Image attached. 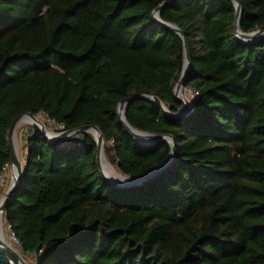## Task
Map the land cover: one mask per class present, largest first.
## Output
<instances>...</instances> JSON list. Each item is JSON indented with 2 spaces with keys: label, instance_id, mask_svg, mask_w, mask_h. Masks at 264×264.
Segmentation results:
<instances>
[{
  "label": "trees",
  "instance_id": "1",
  "mask_svg": "<svg viewBox=\"0 0 264 264\" xmlns=\"http://www.w3.org/2000/svg\"><path fill=\"white\" fill-rule=\"evenodd\" d=\"M168 0H0V174L18 115L45 113L60 130L96 124L124 175L161 165L167 141L141 143L120 120L134 92L172 113L184 70L182 37L157 20ZM241 29L264 28V0H239ZM161 19L184 29L194 113L176 119L139 97L126 118L170 133L175 164L138 187L101 173L93 132L27 137L21 184L4 216L33 264H264V36H237L233 0H173ZM0 264H11L0 247Z\"/></svg>",
  "mask_w": 264,
  "mask_h": 264
},
{
  "label": "water",
  "instance_id": "2",
  "mask_svg": "<svg viewBox=\"0 0 264 264\" xmlns=\"http://www.w3.org/2000/svg\"><path fill=\"white\" fill-rule=\"evenodd\" d=\"M173 0H168L165 3H162L161 5L158 6V8L155 10V15L157 20L160 21L161 24L166 26L167 28H170L172 31L178 33L184 42L185 45V54H184V61H185V66L184 70L180 76V79L178 83L176 84V87L174 89L175 95L178 96V98L183 102L182 108L179 110L177 113H172L169 111L168 107L166 104L163 102L162 98L155 94L151 93L148 91H143V92H134L130 95L127 96V98H124L118 105L117 107V113H119L120 120L124 124L126 130L139 142L145 144V143H156V142H161V141H167L171 146V152L168 155V157L162 162L161 165L152 167L150 169H147L146 172L139 174V175H126L129 177L128 182L124 183H119L114 180H110L104 170H103V164H102V159L103 156L106 157L105 154V147H104V135L103 131L100 129V127L96 124H85V125H80L77 128L74 129H65L61 130L60 133H50L48 132L47 128L45 125L42 124L40 119L38 118V115H35L32 111L27 110V112L22 113L18 115V117L13 121L11 124V128L9 130V146L11 149V163L10 165L12 166V172H13V180L10 188L8 191L0 198V203H1V210L4 212L8 202L10 201V198L13 196L15 193L17 187L21 184V180L23 177V172H24V166L22 164V160L20 159L19 155L16 152V149H14L13 145V135H14V130L18 124V122L22 119V117L25 116H30L34 119V124L39 127L42 132H45L46 136L51 139L52 141H61L63 139L77 136L78 134H81L83 132H93L96 135L97 139V145H98V164L100 165L101 173L105 177L106 180H108L112 185H115L117 187H122V188H129V187H138V186H143L146 185V183L152 182L157 180L164 174L168 169H170L176 161L177 157V150H178V145L176 144L175 136L170 133H156V132H151L147 130H141L135 128L128 119L126 118V110L128 105L130 104L131 101H133L136 98L139 97H146L153 102H155L159 107H163L165 112L171 114L174 118L178 119H184L187 117H190L194 113L195 109V101L190 99L189 97L186 99L182 95H180V92H182L184 88V84L186 81V76L189 72V70L192 67V61H191V48L190 44L187 39V35L184 31L183 28H181L177 24H173L167 21H164L161 19V9L167 4L168 2H171ZM236 5V10H237V17H236V23L235 27L237 30V36L246 42H252L260 37L264 36V28H259L256 31L253 32H245L241 29V17H242V4L239 0H233ZM0 247L8 257L9 261L11 264H29L27 260L23 257L22 253L17 250L13 249L10 246H7L1 239H0Z\"/></svg>",
  "mask_w": 264,
  "mask_h": 264
},
{
  "label": "rangeland",
  "instance_id": "3",
  "mask_svg": "<svg viewBox=\"0 0 264 264\" xmlns=\"http://www.w3.org/2000/svg\"><path fill=\"white\" fill-rule=\"evenodd\" d=\"M183 93L188 95V97L192 100H194V94L193 92L188 89V88H183ZM38 118L42 122L43 125L46 126L48 132L50 133H60V127L53 121L51 118L48 117L45 113H41L38 115ZM32 126H36L33 122L31 121H20L17 129H16V134H17V139L20 144V149H21V159H22V164L24 165L25 160H26V155L28 153V149L26 148V142H27V137L28 134L30 133L29 130ZM9 168H6L2 175L0 176V198L8 191L12 184L13 180V172H12V166L9 165ZM4 214V213H3ZM5 230L8 235V237L12 240V243L16 244L17 247L20 249V244L17 241L15 235L11 232V229L9 225L6 222L5 218ZM21 250V249H20ZM22 252V250H21ZM32 257V256H31ZM28 258V263L33 264V257Z\"/></svg>",
  "mask_w": 264,
  "mask_h": 264
},
{
  "label": "bare ground",
  "instance_id": "4",
  "mask_svg": "<svg viewBox=\"0 0 264 264\" xmlns=\"http://www.w3.org/2000/svg\"><path fill=\"white\" fill-rule=\"evenodd\" d=\"M180 95H182L184 98H188V95L180 92ZM22 121H31L34 123V119L30 116H25L22 117L21 119ZM20 120V121H21ZM19 121V122H20ZM18 122V124H19ZM17 124V126H18ZM17 126L14 130V135H13V145H14V149H16L17 154L19 155L20 159H21V149H20V144L18 142L17 139V134H16V129ZM22 160V159H21ZM102 164H103V170L106 174V176L110 179V180H114L116 182L119 183H124V182H128L129 177H127L126 175H124L122 172H120L117 167L113 164L110 163L107 158L105 156H103L102 159ZM4 212L1 210V203H0V239L7 245L12 247L13 249H17L21 252V250L17 247V245L14 243H12V240L8 237L6 230H5V216L3 214ZM22 253V252H21ZM23 255V254H22ZM24 257V256H23ZM25 258V257H24ZM28 262V261H27Z\"/></svg>",
  "mask_w": 264,
  "mask_h": 264
},
{
  "label": "built area",
  "instance_id": "5",
  "mask_svg": "<svg viewBox=\"0 0 264 264\" xmlns=\"http://www.w3.org/2000/svg\"><path fill=\"white\" fill-rule=\"evenodd\" d=\"M52 120V119H51ZM54 121V120H53ZM55 122V121H54ZM10 166L9 165H6V167L4 168V170L6 169V168H9ZM4 172V171H3ZM2 172V173H3ZM2 173L0 174V176L2 175Z\"/></svg>",
  "mask_w": 264,
  "mask_h": 264
}]
</instances>
